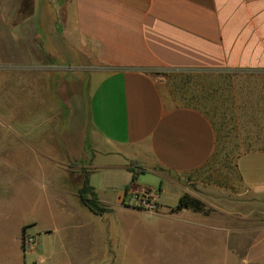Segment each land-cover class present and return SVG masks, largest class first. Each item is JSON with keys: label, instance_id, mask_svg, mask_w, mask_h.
Masks as SVG:
<instances>
[{"label": "crops", "instance_id": "1", "mask_svg": "<svg viewBox=\"0 0 264 264\" xmlns=\"http://www.w3.org/2000/svg\"><path fill=\"white\" fill-rule=\"evenodd\" d=\"M51 38L90 63L89 116L105 147L88 181L107 213L136 210L131 201L151 190L163 209L153 217L174 222L181 249L204 223L167 210L184 194L199 198L193 184L226 166L239 178L235 198L264 207V0H0V264L98 261L79 191L58 178L51 187L49 164L25 156L32 127L21 105L35 101L34 115L47 102V82L30 71ZM8 149L17 156L2 157ZM205 183L220 199L231 192Z\"/></svg>", "mask_w": 264, "mask_h": 264}, {"label": "rangeland", "instance_id": "2", "mask_svg": "<svg viewBox=\"0 0 264 264\" xmlns=\"http://www.w3.org/2000/svg\"><path fill=\"white\" fill-rule=\"evenodd\" d=\"M60 43L61 40L51 38L49 55L39 56L40 65L30 71L32 75L41 74L47 82L44 92L47 102L44 101L43 109L31 115L37 103L31 99L23 101L21 120L28 122L32 132L22 138L30 143L26 157L49 164L51 187H55L58 178L59 187L78 192L89 175L93 158L105 144L96 134L89 116L90 69L85 66L90 63L86 57ZM7 138L14 140L12 134ZM1 152L2 157L17 156L10 149ZM225 169L226 174L215 171L210 180L205 181L216 189L217 185L230 188L225 198L220 199L216 190L205 191L203 181L193 184L197 199L204 203V211L197 214L204 228L187 233L181 249L172 235L174 230H170L174 226L169 224L174 222L153 217L152 214L163 210L158 204L154 212L139 207L102 216L87 212L97 228L99 255L94 264H264V207L251 208L235 198L234 186L239 178L234 166ZM139 176L140 183L159 190L161 181L155 175L145 172ZM30 237H24V249Z\"/></svg>", "mask_w": 264, "mask_h": 264}, {"label": "trees", "instance_id": "3", "mask_svg": "<svg viewBox=\"0 0 264 264\" xmlns=\"http://www.w3.org/2000/svg\"><path fill=\"white\" fill-rule=\"evenodd\" d=\"M133 172L135 171L133 170ZM141 172H144V170L139 171V173ZM136 174L137 173H135V177H136ZM79 193H80L83 205L87 207L93 214L97 216H102L108 212V209L104 208L100 204L96 194L93 191V188L90 187L88 176L84 178L83 187L79 190ZM184 209H189L196 213H201L204 211V203L201 200L195 197H192L189 194H184L180 198L178 204L171 209V212L178 213Z\"/></svg>", "mask_w": 264, "mask_h": 264}, {"label": "built area", "instance_id": "4", "mask_svg": "<svg viewBox=\"0 0 264 264\" xmlns=\"http://www.w3.org/2000/svg\"><path fill=\"white\" fill-rule=\"evenodd\" d=\"M131 205L145 209L149 212H154L157 208V203L154 198V194L151 190L144 189L140 196L135 200L131 201ZM35 245V240L33 237H30L26 240V248L32 249Z\"/></svg>", "mask_w": 264, "mask_h": 264}, {"label": "water", "instance_id": "5", "mask_svg": "<svg viewBox=\"0 0 264 264\" xmlns=\"http://www.w3.org/2000/svg\"><path fill=\"white\" fill-rule=\"evenodd\" d=\"M172 174V176L180 178L176 173H174L173 171L170 172Z\"/></svg>", "mask_w": 264, "mask_h": 264}]
</instances>
